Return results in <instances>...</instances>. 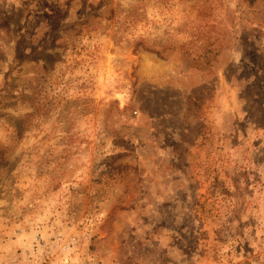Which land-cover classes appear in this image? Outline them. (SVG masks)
<instances>
[{"label":"rangeland","instance_id":"1","mask_svg":"<svg viewBox=\"0 0 264 264\" xmlns=\"http://www.w3.org/2000/svg\"><path fill=\"white\" fill-rule=\"evenodd\" d=\"M0 264H264V0H0Z\"/></svg>","mask_w":264,"mask_h":264},{"label":"trees","instance_id":"2","mask_svg":"<svg viewBox=\"0 0 264 264\" xmlns=\"http://www.w3.org/2000/svg\"><path fill=\"white\" fill-rule=\"evenodd\" d=\"M249 1V3H252L254 0H248Z\"/></svg>","mask_w":264,"mask_h":264}]
</instances>
